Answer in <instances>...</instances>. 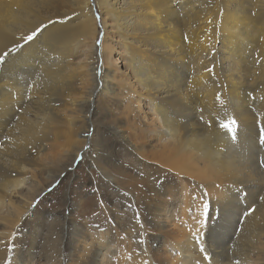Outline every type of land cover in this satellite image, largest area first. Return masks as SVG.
I'll return each instance as SVG.
<instances>
[{"label":"bare ground","instance_id":"bare-ground-1","mask_svg":"<svg viewBox=\"0 0 264 264\" xmlns=\"http://www.w3.org/2000/svg\"><path fill=\"white\" fill-rule=\"evenodd\" d=\"M4 53L0 264H16L20 224L81 154L106 172L99 147L87 148L97 127L142 169L194 178L203 199L181 210L191 222L174 225L170 244V215L158 207L141 236L155 233L171 251L140 240L129 264H264V0H0ZM113 98L159 146L151 158L124 119L97 115ZM230 119L236 139L222 127ZM49 261L63 264L57 253Z\"/></svg>","mask_w":264,"mask_h":264},{"label":"rangeland","instance_id":"rangeland-1","mask_svg":"<svg viewBox=\"0 0 264 264\" xmlns=\"http://www.w3.org/2000/svg\"><path fill=\"white\" fill-rule=\"evenodd\" d=\"M115 98L109 104V112L97 115L107 122L124 119L128 136L151 158L159 146L150 147L155 141L142 136L144 125H134L139 123L131 121L136 118L129 116L126 103L120 104V99ZM93 146L99 147L97 165L106 172L92 166L84 152L74 169L38 197L37 206L19 227L14 248L16 264H51L49 257L54 253L63 264H129L137 260L131 244L140 240H145L152 252L158 248L169 252L172 232L177 229L174 225L185 229L191 222L182 218L181 210L192 202L203 203L194 178L160 167L151 170L149 162L142 169L137 156L106 128H96L87 148ZM103 174L112 176L116 184L107 181ZM158 207L170 215L167 214L165 235L169 244H161L155 233L141 236L143 228L154 229V211ZM100 238L108 239L110 245L102 248Z\"/></svg>","mask_w":264,"mask_h":264},{"label":"snow or ice","instance_id":"snow-or-ice-1","mask_svg":"<svg viewBox=\"0 0 264 264\" xmlns=\"http://www.w3.org/2000/svg\"><path fill=\"white\" fill-rule=\"evenodd\" d=\"M36 32H33L31 35L27 37V40H31L35 36ZM8 53L0 54V63L5 61V57ZM222 127L228 128V130L232 133V138L236 139V131H237V122L235 119H230L227 124L222 125ZM201 251H204L203 244L201 245ZM207 257V253H205Z\"/></svg>","mask_w":264,"mask_h":264}]
</instances>
